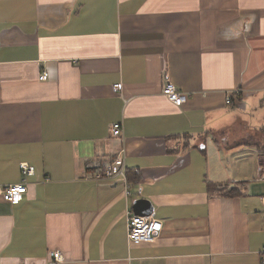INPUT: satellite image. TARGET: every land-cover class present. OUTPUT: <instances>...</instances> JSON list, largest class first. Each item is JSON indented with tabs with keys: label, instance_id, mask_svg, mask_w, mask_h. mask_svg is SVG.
<instances>
[{
	"label": "crops",
	"instance_id": "0c3cea01",
	"mask_svg": "<svg viewBox=\"0 0 264 264\" xmlns=\"http://www.w3.org/2000/svg\"><path fill=\"white\" fill-rule=\"evenodd\" d=\"M116 123L131 196L89 178ZM263 149L264 0H0V264H260ZM137 200L152 243L128 239Z\"/></svg>",
	"mask_w": 264,
	"mask_h": 264
},
{
	"label": "built area",
	"instance_id": "2783aa9c",
	"mask_svg": "<svg viewBox=\"0 0 264 264\" xmlns=\"http://www.w3.org/2000/svg\"><path fill=\"white\" fill-rule=\"evenodd\" d=\"M47 74H43L41 81H46ZM122 90V85H115V93H119ZM241 92H233L226 100L228 105H233L237 98H239ZM164 96L174 105L181 107L184 105L188 96L181 92L173 83L168 82L164 88ZM111 136L116 139H120L122 147L117 156L114 159L109 160V163L100 171L94 173L89 178L93 181H113L121 179L126 185V196H131V184L127 179V165H126V147L124 138V126L121 123H116L111 129ZM20 171L23 177H31L35 175V167L27 166L26 164H20ZM28 192L26 180H23L20 184L11 185L3 190V198L7 203L12 205H19L23 202L25 195ZM264 202V198H262ZM128 224V239L130 243H152L160 235L163 230L162 222L155 220L154 218H144L136 216L130 212L127 215ZM260 253V264H264V247ZM64 258L59 251L52 252L50 256L49 264H62Z\"/></svg>",
	"mask_w": 264,
	"mask_h": 264
},
{
	"label": "water",
	"instance_id": "95a60500",
	"mask_svg": "<svg viewBox=\"0 0 264 264\" xmlns=\"http://www.w3.org/2000/svg\"><path fill=\"white\" fill-rule=\"evenodd\" d=\"M134 214L144 218H150L154 213V208L148 200H137L134 203Z\"/></svg>",
	"mask_w": 264,
	"mask_h": 264
},
{
	"label": "trees",
	"instance_id": "16d2710c",
	"mask_svg": "<svg viewBox=\"0 0 264 264\" xmlns=\"http://www.w3.org/2000/svg\"><path fill=\"white\" fill-rule=\"evenodd\" d=\"M263 151H264V149H263ZM128 174H130L129 172H127V179H128V182H130V180H129V175ZM131 183V182H130ZM229 196H233V195H235V193L234 192H231V193H229L228 194Z\"/></svg>",
	"mask_w": 264,
	"mask_h": 264
}]
</instances>
